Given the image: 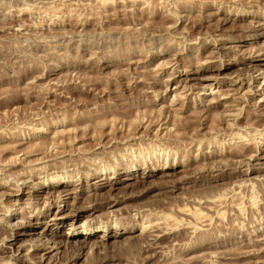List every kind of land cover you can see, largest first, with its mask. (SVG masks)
<instances>
[{"label":"rangeland","instance_id":"obj_1","mask_svg":"<svg viewBox=\"0 0 264 264\" xmlns=\"http://www.w3.org/2000/svg\"><path fill=\"white\" fill-rule=\"evenodd\" d=\"M0 133V264L68 261L85 226L109 264H264V0H0ZM241 136L258 144L250 160ZM87 174L116 179L112 197L87 198ZM56 180L66 202L45 198ZM117 221L137 230L97 239ZM152 224L168 235L144 253ZM51 231L77 238L35 250ZM210 235L220 247L192 249Z\"/></svg>","mask_w":264,"mask_h":264},{"label":"bare ground","instance_id":"obj_2","mask_svg":"<svg viewBox=\"0 0 264 264\" xmlns=\"http://www.w3.org/2000/svg\"><path fill=\"white\" fill-rule=\"evenodd\" d=\"M234 14V13H233ZM240 18V17H239ZM242 19V18H241ZM252 28V27H251ZM244 29V28H243ZM250 29V28H249ZM253 30V29H252ZM251 30V31H252ZM255 30V29H254ZM253 30V31H254ZM243 31V30H242ZM247 31V30H246ZM242 33V32H241ZM259 34V33H258ZM263 34V33H262ZM220 41H222L221 39H220ZM224 41V40H223ZM227 41V40H226ZM217 42V41H216ZM221 43V42H220ZM219 44V43H218ZM216 45H217V43H216ZM220 62H221V60H219ZM218 61V62H219ZM219 62V63H220ZM219 63H218V65H219ZM221 63H224V62H221ZM234 64V63H233ZM201 65V64H200ZM202 66V65H201ZM223 66V65H222ZM218 68H219V66H217ZM216 67V68H217ZM221 67V66H220ZM210 68V67H209ZM210 69H212V67L210 68ZM214 69V68H213ZM198 70V69H197ZM217 70V69H216ZM198 72V71H197ZM193 73H195V72H193ZM103 115H122V113H124V112H122V111H120L119 110V108L118 107H116V106H113V107H110V109L109 110H104V111H102L101 112ZM119 119V118H118ZM124 123H125V121H123ZM128 122V121H127ZM127 124V123H126ZM177 126H179V125H176V127ZM132 128L133 126H129V128ZM112 128H114V127H112ZM111 128V129H112ZM129 128L127 129V131L129 130ZM175 128V127H174ZM181 128V127H180ZM187 127H185V129H186ZM133 129H134V127H133ZM177 129V128H176ZM115 130L117 131V129L115 128ZM131 130V129H130ZM187 130V129H186ZM114 131V130H113ZM113 131H112V133H113ZM116 131H115V133H116ZM120 131V130H119ZM213 131V130H212ZM247 131V130H246ZM187 133H188V131H186ZM133 133V132H132ZM1 134V133H0ZM128 134V133H127ZM130 135H131V133H129ZM245 135V134H244ZM127 137H128V135H126ZM1 137V136H0ZM126 137V138H127ZM229 137V136H228ZM247 137V136H246ZM125 138V137H124ZM208 138V137H207ZM241 138V142H236V144L235 145H237V147L235 146V145H233V147L235 146L236 148L234 149L233 147H231V148H233L234 149V152H236L235 154H240V156H241V154L242 155H244V156H247L248 157V155H245V154H249V152L250 151H252V149L253 150H255L253 147L255 146V144H254V142H253V144L254 145H252L250 142H248L244 137H240ZM115 139H116V137H115ZM114 139V140H115ZM174 139V138H173ZM190 139V138H189ZM116 141V140H115ZM251 141V140H250ZM193 142V141H192ZM172 143V142H171ZM178 143H180V142H178ZM203 145H204V143H203ZM170 146V145H169ZM232 146V145H231ZM257 146H258V144H257ZM257 146H255V148L257 147ZM56 147V146H55ZM54 147V148H55ZM41 148V147H40ZM51 148V147H50ZM260 148V147H259ZM200 149H201V147H200ZM232 150V149H231ZM33 151V150H32ZM38 151V152H37ZM36 152L37 153H39V150H37ZM202 151V150H201ZM257 151V150H256ZM44 151H42V153H43ZM59 152V151H58ZM200 152V151H199ZM229 152H230V150H229ZM231 152H233V150L231 151ZM34 153V151L32 152V154ZM47 153V152H46ZM54 154H55V152H53ZM57 153V152H56ZM226 154H228V152H225ZM35 154V153H34ZM52 154V153H51ZM53 155V154H52ZM232 155V154H231ZM250 155V154H249ZM45 156V155H44ZM51 156V155H50ZM62 156V155H61ZM203 156V155H202ZM210 156H211V154H210ZM234 156V155H233ZM244 156H241V157H244ZM253 155H250L249 156V160H250V157H252ZM232 157V156H231ZM253 158V157H252ZM90 160V159H89ZM96 160V159H95ZM191 161L190 162H192V159H190ZM117 162V161H116ZM219 162V161H218ZM248 164H250V163H248ZM83 165H85V164H83ZM250 166V165H249ZM88 169V168H87ZM158 170V169H157ZM160 171H161V169H159ZM254 170H256V169H251V168H249V169H247L246 170V173L247 172H252V171H254ZM220 171V170H219ZM113 172H114V169H113ZM212 172V171H211ZM28 174V173H27ZM248 174H250V173H248ZM219 176H222L221 174H218V175H214L213 176V178H216V177H219ZM58 177H60V176H56V179H58ZM86 178H97V180L95 181V182H93V183H91L89 186H91V189L87 192V194H85L86 195V197L87 198H93L94 199V196H95V198H103L104 196V194L102 195V193L100 192L101 190H103V189H105V188H108V192H106L108 195H109V193H111V192H113V190H116V185L118 184L117 182V180L116 179H113V178H110V177H107V178H104L105 179V181H102L103 179H100V178H98V177H96L95 175H91V174H87V175H85V179ZM131 178H133V177H131V176H128V177H125V179L126 180H128V179H131ZM212 178V177H211ZM113 180V181H112ZM77 181H80L79 180V178L76 180V182ZM101 181V182H100ZM64 183H67L66 181H63V182H60V181H55V183H49V185L46 187V189H47V192H46V197L45 198H48V199H51V200H54V202H56V203H61V202H63V198H65V202H66V199H68V195L71 193L70 191H68V189H65V190H63L62 192H59V193H57V194H55V192H53V193H51L52 192V190H54L55 191V188L54 187H63L64 186ZM87 183H88V181H87ZM23 184V185H22ZM21 185H15V187L14 188H12V186L10 187L13 191H15V193H18V192H21V195L24 193V190H25V188H29V186H26V184L25 183H22ZM54 184H57L56 186L54 185ZM75 184H77V183H75ZM80 184L82 185V179H81V183H79V185H74V190H76V188L78 187V186H80ZM89 184V183H88ZM4 185V184H3ZM39 185V184H38ZM128 185V184H127ZM1 186V185H0ZM7 186V185H6ZM9 188V187H8ZM147 188V187H146ZM213 188V187H212ZM33 189V188H32ZM40 192H43L44 190V188H43V186H42V184H40ZM148 189V188H147ZM149 190V189H148ZM6 191V190H5ZM34 191L35 190H32V191H29L28 192V195H30L29 197H31V196H33L34 195ZM105 191V190H104ZM103 191V192H104ZM119 191V190H118ZM146 191V190H145ZM145 191H143L142 193H144ZM81 192V193H80ZM82 192L84 193V192H86V191H82V190H79V193H78V191H77V193H75V196H74V194H73V203H75L74 201H76L77 202V200L80 198L79 196H80V194H82ZM101 193V194H100ZM128 193V192H127ZM130 193V192H129ZM128 193V194H129ZM141 193V194H142ZM6 194V193H5ZM126 194V193H125ZM125 194H122V196L123 195H125ZM127 194V195H128ZM20 195V196H21ZM107 195V196H108ZM111 195V194H110ZM109 195V198L110 197H112V195L110 196ZM16 196V195H15ZM134 196V194H132V193H130V196H128V197H133ZM202 196V195H201ZM214 196V195H213ZM70 197V196H69ZM82 197V196H81ZM105 197H106V194H105ZM124 197H126V196H124ZM85 198V197H84ZM211 198V197H210ZM21 199V197H19V196H17V199H16V201H19ZM82 199V198H81ZM90 199H87V200H90ZM97 199H94L93 200V202L95 201V200H97ZM105 199V198H104ZM80 200V199H79ZM83 200V199H82ZM92 200V199H91ZM99 200V199H98ZM98 200H97V202H98ZM102 200V199H101ZM118 200V199H117ZM117 200H115V199H108V200H106V201H112V202H114V203H119ZM201 200V199H200ZM199 200V201H200ZM209 200V199H208ZM207 200V201H208ZM84 201V200H83ZM106 201H104V202H106ZM122 201V200H121ZM194 201V200H193ZM210 201V200H209ZM37 202V201H36ZM96 202V201H95ZM99 202H101V201H99ZM149 202H151V201H149ZM154 202V201H153ZM159 202V201H158ZM162 202H164V201H162ZM168 202V201H167ZM201 202V201H200ZM204 202H206V200L204 201ZM68 203V202H67ZM80 203V202H79ZM81 203H83L82 201H81ZM84 203H86V199H85V201H84ZM84 203L82 204V206L84 205ZM89 204L91 203V201L90 202H88ZM194 203V202H193ZM207 203V202H206ZM85 204L86 205V207H85V205L83 206V207H81V208H79L78 206V210H79V212H84V210H86V209H90V210H93V209H96L98 206H102V204L101 203H95V204ZM130 204V203H129ZM163 204H165V203H163ZM198 204V203H197ZM203 204V203H202ZM209 204V203H208ZM87 205H89V206H87ZM126 205H127V203H126ZM139 205V204H138ZM146 206V204H143L142 203V206ZM161 205H162V203H161ZM199 205H201V204H199ZM56 206V205H55ZM66 206V205H65ZM71 206V205H70ZM74 206V205H73ZM80 206V205H79ZM129 206V205H128ZM137 206V205H136ZM141 206V205H140ZM139 206V207H140ZM149 206V205H148ZM205 206V205H204ZM58 207V214H59V212H61L62 211V209H59V206H57ZM77 207H75L74 208V210L76 211L77 210ZM110 207V206H109ZM133 207H135V206H133ZM150 207V206H149ZM164 207V206H163ZM183 207V206H182ZM72 208V207H71ZM138 208V207H137ZM152 208H154V206L152 207ZM178 208H181V207H178ZM209 208V207H208ZM23 209V208H22ZM21 209V210H22ZM151 209V208H150ZM164 209V208H163ZM127 211H129L128 209H126ZM133 210H135V208L133 209ZM132 210V211H133ZM167 210V209H166ZM180 210V209H179ZM181 210H182V208H181ZM28 211V210H27ZM73 211V210H72ZM109 211H111V210H109ZM108 211V212H109ZM115 211V210H114ZM117 211H118V209H117ZM136 211V210H135ZM20 212H22L23 213V210L22 211H20ZM24 212H26V211H24ZM71 212V211H70ZM74 212V211H73ZM78 212V213H79ZM88 212V211H87ZM111 212H113V210L111 211ZM110 212V213H111ZM131 212V211H130ZM137 212H139V210H137ZM146 212V211H145ZM30 213V212H29ZM126 213V212H125ZM128 213V212H127ZM179 213H180V211H179ZM183 213V212H182ZM21 214V213H20ZM109 214V213H108ZM21 215H23V214H21ZM28 214H27V212H26V214L24 215V216H27ZM23 216V217H24ZM79 215L77 214V217H78ZM147 216V215H146ZM129 217H130V219H132L133 218V215H131L130 213H129ZM25 218V217H24ZM65 218L66 217H60V218H55V219H49V221H55V220H58V219H62V221L63 220H65ZM75 218V217H74ZM123 218V217H122ZM125 218H126V216H125ZM149 218H152V217H150V215H148L147 216V219H146V222H149L150 223V219ZM127 219V218H126ZM26 220H27V218L24 220L25 222H26ZM37 220V219H36ZM116 220V219H115ZM121 220V219H120ZM128 220V219H127ZM134 220V219H133ZM40 221L41 220H38V221H36V223L38 224V223H40ZM129 221V220H128ZM127 221V222H128ZM115 222V221H114ZM118 222V221H117ZM116 222V223H117ZM44 223V222H43ZM107 223V222H106ZM129 223V224H128ZM127 224H124L123 223V221L122 222H118L117 224V226H115V228H114V231H115V233L114 234H111V235H109L108 233L107 234H105V235H101V236H98L97 237V239H104V238H117V237H120V236H122L123 234H126V233H133V232H135L136 230H137V227L135 226V224L133 223V224H130V222H128ZM22 224H23V226H24V222L22 221H20L19 223H17L16 225H15V227H12V226H10L9 225V227H8V229H9V234H7L8 236L7 237H4V239H2L1 238V241L3 242V241H5L6 243L5 244H7L8 246L7 247H5V249L8 251H11V248L13 247V245L15 244V240H17V237H15L14 239H12L13 238V236H14V234H16V233H14V229H16V228H20L21 226H22ZM25 224H31L32 225V223H25ZM47 224H49V223H46V225ZM55 224V222L54 223H52V224H50V225H54ZM160 224V223H159ZM159 224H152V225H149V227L144 231V235L142 234L143 232H142V230H141V235H143L144 236V238H145V240L143 241V243H144V245L142 246V244H139L137 241H135V242H137L139 245H141L142 246V248H143V251H144V253H145V251H148V250H150V249H158V248H160V246L162 245V241H160V242H162L161 243V245H160V243L158 242L159 240H161L162 239V237L163 236H167L168 234V232L166 233H164L163 231H161L160 229L162 228V227H160V228H158V225ZM31 225H29V228H30V226ZM45 225V226H46ZM68 225V224H67ZM161 225H162V222H161ZM166 225H167V222H166ZM179 226V225H178ZM181 226V225H180ZM86 228H83V230L85 231V233H81V235H79V239H77V241L75 242L74 241V243H75V246H74V248L76 247V250L75 251H73V253L72 254H70L71 256L69 257V259H68V261L66 260H64L63 261V259L61 260L62 262H64V263H62V262H60V264H69V261H70V263L71 262H74V264H76L77 263V261H78V258H80V256H82V249H84V248H87V245L85 246L84 244H87L86 242V239H88V238H93L92 237V235L95 233V232H90V230H91V228L90 227H88V226H85ZM69 228V227H68ZM178 228H181V227H178ZM183 228V227H182ZM185 228L186 227H184V230L183 231H181V232H184V233H186L185 232ZM7 229V228H6ZM141 229V228H140ZM139 229V230H140ZM164 229H166V228H164ZM177 230V229H176ZM177 231H179V230H177ZM18 233V232H17ZM104 233H106V231H104ZM173 233V232H172ZM183 233V234H184ZM25 234H26V232H25ZM50 235V239L51 240H49V239H45V240H43V242L41 241V239H39V243H37L36 242V244H35V250H48V249H53V250H56V249H59L60 247H62V246H65L66 244L68 245L70 242L68 241V240H70V238H77V236H75V235H69V234H66V233H60L59 231H57V232H53L52 233V231L49 233ZM86 234H87V237H85L84 238V236H86ZM134 234V233H133ZM178 234V233H177ZM180 234V233H179ZM187 234V233H186ZM185 235V234H184ZM16 236V235H15ZM55 236H58L59 237V239L57 240V239H53V237H55ZM175 236H176V234H175ZM178 236V235H177ZM181 236V235H180ZM183 236V235H182ZM61 237V238H60ZM126 237H128V236H126ZM179 237V236H178ZM184 237H186V235L185 236H183L182 238L184 239ZM219 236H217V235H210V236H204L202 239H201V241H200V244L198 245V246H196V247H192V249H194V248H216L217 246H219L220 244H219V238H218ZM41 238V237H40ZM173 238H175V240H176V238L177 237H174L173 236ZM179 239V238H178ZM177 239V240H178ZM187 239V238H186ZM55 240H57V241H55ZM140 240V239H139ZM163 240H164V238H163ZM180 240V239H179ZM100 241V240H99ZM106 241V240H105ZM165 241H166V239H165ZM164 241V242H165ZM169 241H171V240H168V242ZM173 241V240H172ZM184 241V240H183ZM49 242H51L52 243V246H47V244L49 243ZM101 243H103V241H100ZM177 242V241H176ZM179 242V241H178ZM156 243H159V247L158 246H156L155 244ZM166 243V242H165ZM180 243V242H179ZM229 243V242H228ZM72 244V243H71ZM171 244V243H170ZM173 244V243H172ZM222 244V243H221ZM70 245V244H69ZM154 245H155V247H154ZM2 246H3V243H2ZM6 246V245H5ZM72 246V247H73ZM100 246L101 245H98V243H97V241H94V243H92L91 245H89L88 246V248H87V253H86V255H85V257H88L89 258V256H91V258H89V261H90V259H93L92 261H88V259L86 260H84V264H109V263H113L114 261H115V258H109V257H106L105 256V254H106V251H101V249H100ZM135 246H136V244H135ZM163 246H164V243H163ZM165 246H168V244H166ZM222 246V245H221ZM139 247V246H138ZM156 247H158V248H156ZM220 247V246H219ZM65 248H66V246H65ZM68 248V247H67ZM70 246H69V250H70ZM98 248H99V250H98ZM141 248V249H142ZM72 249V248H71ZM5 250V251H6ZM86 250V249H85ZM206 250V249H205ZM4 251V252H5ZM65 251H67L66 249H65ZM141 252V251H140ZM149 252V251H148ZM148 252H147V254H146V256L148 257V259L149 258H151L152 259V256L155 254H152V256H150V255H148ZM151 252V251H150ZM156 252V251H155ZM7 253V252H6ZM103 253H104V256H101V255H103ZM153 253V252H152ZM157 253V252H156ZM65 254V253H64ZM64 254H63V256H64ZM67 254H68V252L65 254V256L67 257ZM211 255V254H210ZM215 255V254H214ZM42 256V255H41ZM40 256V257H41ZM62 256V257H63ZM145 256V255H144ZM143 256V257H144ZM160 256H162V255H160ZM165 256V255H164ZM212 256V255H211ZM12 257V256H11ZM65 257V258H66ZM142 257V258H143ZM147 257H145V258H147ZM155 257H156V255H155ZM217 257V255H215V258ZM42 258V257H41ZM61 258V257H60ZM144 258V259H145ZM159 258V257H158ZM164 259V258H163ZM41 260V259H40ZM85 261H88V262H85ZM117 262H119V261H117ZM50 263H52V262H50ZM49 263V264H50ZM83 263V261L81 262V264ZM37 264V263H36ZM54 264V263H53ZM116 264V263H115ZM143 264H144V262H143Z\"/></svg>","mask_w":264,"mask_h":264}]
</instances>
